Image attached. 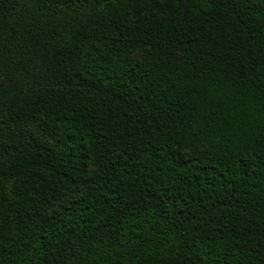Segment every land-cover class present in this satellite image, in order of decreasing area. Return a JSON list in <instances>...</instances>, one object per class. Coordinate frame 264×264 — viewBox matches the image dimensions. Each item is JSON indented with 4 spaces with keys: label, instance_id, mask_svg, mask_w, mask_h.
Instances as JSON below:
<instances>
[{
    "label": "trees",
    "instance_id": "obj_1",
    "mask_svg": "<svg viewBox=\"0 0 264 264\" xmlns=\"http://www.w3.org/2000/svg\"><path fill=\"white\" fill-rule=\"evenodd\" d=\"M0 264H264V0H0Z\"/></svg>",
    "mask_w": 264,
    "mask_h": 264
}]
</instances>
